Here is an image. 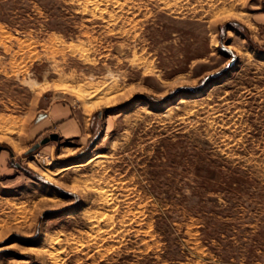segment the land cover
Masks as SVG:
<instances>
[{"label":"rangeland","instance_id":"obj_1","mask_svg":"<svg viewBox=\"0 0 264 264\" xmlns=\"http://www.w3.org/2000/svg\"><path fill=\"white\" fill-rule=\"evenodd\" d=\"M0 264H264V0H0Z\"/></svg>","mask_w":264,"mask_h":264},{"label":"water","instance_id":"obj_2","mask_svg":"<svg viewBox=\"0 0 264 264\" xmlns=\"http://www.w3.org/2000/svg\"><path fill=\"white\" fill-rule=\"evenodd\" d=\"M52 139H57V137H58V135L57 134H52L51 136H50ZM49 140V138L47 137V138H44L42 141H41V143H45V142H47ZM39 145V144H38ZM38 145H36L35 147H37Z\"/></svg>","mask_w":264,"mask_h":264},{"label":"bare ground","instance_id":"obj_3","mask_svg":"<svg viewBox=\"0 0 264 264\" xmlns=\"http://www.w3.org/2000/svg\"><path fill=\"white\" fill-rule=\"evenodd\" d=\"M90 97V96H89ZM78 166H81V164H79V163H74L73 165H69L68 167H65L64 168V170H68V169H70L71 167H78Z\"/></svg>","mask_w":264,"mask_h":264}]
</instances>
